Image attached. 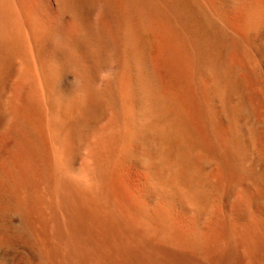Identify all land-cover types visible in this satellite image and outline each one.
<instances>
[{
	"label": "bare ground",
	"instance_id": "6f19581e",
	"mask_svg": "<svg viewBox=\"0 0 264 264\" xmlns=\"http://www.w3.org/2000/svg\"><path fill=\"white\" fill-rule=\"evenodd\" d=\"M264 0H0V264H264Z\"/></svg>",
	"mask_w": 264,
	"mask_h": 264
},
{
	"label": "rangeland",
	"instance_id": "374dc122",
	"mask_svg": "<svg viewBox=\"0 0 264 264\" xmlns=\"http://www.w3.org/2000/svg\"><path fill=\"white\" fill-rule=\"evenodd\" d=\"M262 138L264 137V131H263V136H261Z\"/></svg>",
	"mask_w": 264,
	"mask_h": 264
}]
</instances>
